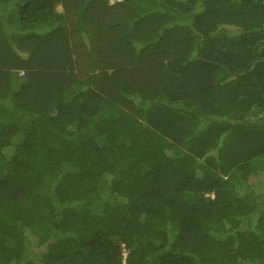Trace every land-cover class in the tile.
<instances>
[{
    "label": "trees",
    "instance_id": "obj_1",
    "mask_svg": "<svg viewBox=\"0 0 264 264\" xmlns=\"http://www.w3.org/2000/svg\"><path fill=\"white\" fill-rule=\"evenodd\" d=\"M0 264H264V0H0Z\"/></svg>",
    "mask_w": 264,
    "mask_h": 264
},
{
    "label": "rangeland",
    "instance_id": "obj_2",
    "mask_svg": "<svg viewBox=\"0 0 264 264\" xmlns=\"http://www.w3.org/2000/svg\"><path fill=\"white\" fill-rule=\"evenodd\" d=\"M57 11H61V6L59 5V6H57Z\"/></svg>",
    "mask_w": 264,
    "mask_h": 264
}]
</instances>
